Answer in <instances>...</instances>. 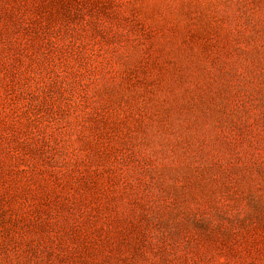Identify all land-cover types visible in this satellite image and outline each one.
<instances>
[{
    "label": "rangeland",
    "instance_id": "obj_1",
    "mask_svg": "<svg viewBox=\"0 0 264 264\" xmlns=\"http://www.w3.org/2000/svg\"><path fill=\"white\" fill-rule=\"evenodd\" d=\"M0 264H264V0H0Z\"/></svg>",
    "mask_w": 264,
    "mask_h": 264
}]
</instances>
